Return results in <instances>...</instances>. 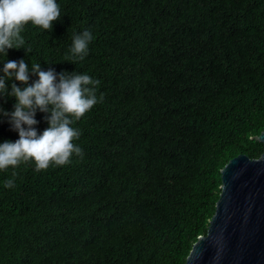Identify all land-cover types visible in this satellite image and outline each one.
Segmentation results:
<instances>
[{
  "label": "trees",
  "instance_id": "1",
  "mask_svg": "<svg viewBox=\"0 0 264 264\" xmlns=\"http://www.w3.org/2000/svg\"><path fill=\"white\" fill-rule=\"evenodd\" d=\"M56 2L61 19L50 32L26 25L31 53H0V76L23 59L87 74L104 99L72 125L82 158L0 170V264H185L214 214L220 170L264 152L251 140L264 131V0ZM85 29L94 40L73 63ZM15 102L0 97V109ZM47 115L37 110L40 134ZM18 139L0 113V143Z\"/></svg>",
  "mask_w": 264,
  "mask_h": 264
},
{
  "label": "clouds",
  "instance_id": "2",
  "mask_svg": "<svg viewBox=\"0 0 264 264\" xmlns=\"http://www.w3.org/2000/svg\"><path fill=\"white\" fill-rule=\"evenodd\" d=\"M60 19V6L56 0H0V53L7 57L8 49L21 48L31 53L30 48L23 46L21 33L25 26L31 23L50 32L53 22ZM93 40V34L87 29L74 35L70 48L73 63L85 59ZM30 72L38 76L32 83H29ZM3 74L0 76V97H15L16 102L13 111L0 109V113L8 118L19 139L0 143V170L33 162L37 172L46 171L50 167L70 164L73 156L82 158V149L76 143L81 133L72 125L103 101V94L97 97L100 81L76 72L57 74L52 68L43 71L38 63L29 69L23 59L5 62ZM13 78L24 87L12 83L9 92L6 80ZM37 110L49 114L46 116L49 126L42 134L35 127ZM16 175L13 171V178ZM14 185V179L4 183L5 188Z\"/></svg>",
  "mask_w": 264,
  "mask_h": 264
},
{
  "label": "water",
  "instance_id": "3",
  "mask_svg": "<svg viewBox=\"0 0 264 264\" xmlns=\"http://www.w3.org/2000/svg\"><path fill=\"white\" fill-rule=\"evenodd\" d=\"M264 146V131L251 138ZM220 193L206 234L185 264H264V152L238 155L220 170Z\"/></svg>",
  "mask_w": 264,
  "mask_h": 264
}]
</instances>
